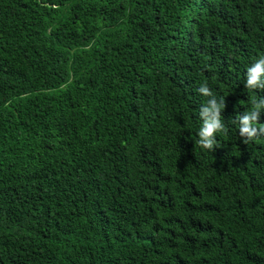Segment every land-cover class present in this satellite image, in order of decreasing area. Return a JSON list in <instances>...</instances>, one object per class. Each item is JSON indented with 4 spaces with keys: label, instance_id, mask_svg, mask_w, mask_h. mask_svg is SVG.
Here are the masks:
<instances>
[{
    "label": "trees",
    "instance_id": "16d2710c",
    "mask_svg": "<svg viewBox=\"0 0 264 264\" xmlns=\"http://www.w3.org/2000/svg\"><path fill=\"white\" fill-rule=\"evenodd\" d=\"M261 55L264 0H0V264H264Z\"/></svg>",
    "mask_w": 264,
    "mask_h": 264
},
{
    "label": "clouds",
    "instance_id": "9594fccd",
    "mask_svg": "<svg viewBox=\"0 0 264 264\" xmlns=\"http://www.w3.org/2000/svg\"><path fill=\"white\" fill-rule=\"evenodd\" d=\"M245 87L249 90H264V55L246 70ZM198 91L205 97H211L201 107L200 116L203 126L199 130L198 144L205 149H213L216 145V133L226 132L222 121V110L227 107L226 100L221 97L219 102L206 84H201ZM251 109L237 117L239 134L248 143L264 135V123H261V111L264 110V98H251Z\"/></svg>",
    "mask_w": 264,
    "mask_h": 264
}]
</instances>
